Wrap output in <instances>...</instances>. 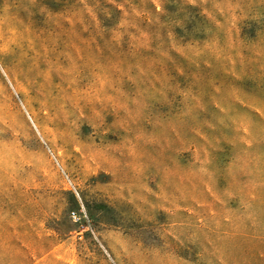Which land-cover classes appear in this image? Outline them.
I'll use <instances>...</instances> for the list:
<instances>
[{
	"label": "rangeland",
	"instance_id": "rangeland-1",
	"mask_svg": "<svg viewBox=\"0 0 264 264\" xmlns=\"http://www.w3.org/2000/svg\"><path fill=\"white\" fill-rule=\"evenodd\" d=\"M0 264H264V0H0Z\"/></svg>",
	"mask_w": 264,
	"mask_h": 264
},
{
	"label": "built area",
	"instance_id": "built-area-1",
	"mask_svg": "<svg viewBox=\"0 0 264 264\" xmlns=\"http://www.w3.org/2000/svg\"><path fill=\"white\" fill-rule=\"evenodd\" d=\"M70 217L73 221L79 220V216L74 211L70 213Z\"/></svg>",
	"mask_w": 264,
	"mask_h": 264
}]
</instances>
